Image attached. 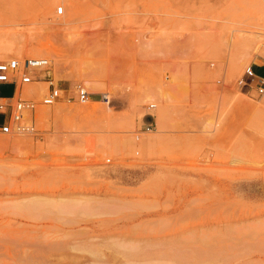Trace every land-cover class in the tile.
I'll list each match as a JSON object with an SVG mask.
<instances>
[{"label":"rangeland","instance_id":"1","mask_svg":"<svg viewBox=\"0 0 264 264\" xmlns=\"http://www.w3.org/2000/svg\"><path fill=\"white\" fill-rule=\"evenodd\" d=\"M12 56L69 98L0 134V264H264V0H0Z\"/></svg>","mask_w":264,"mask_h":264},{"label":"built area","instance_id":"2","mask_svg":"<svg viewBox=\"0 0 264 264\" xmlns=\"http://www.w3.org/2000/svg\"><path fill=\"white\" fill-rule=\"evenodd\" d=\"M56 16L64 14V6L59 4L55 7ZM49 62L46 57H26L21 60L17 56L0 60V83L13 84L14 90L11 96L0 98V134H33L36 129L34 125L33 112L37 102L50 106L62 98V90L57 86L49 74ZM35 70L45 71L44 78L48 83L47 92L42 95L40 101L34 97H25L22 87L34 80ZM244 76L254 82L255 90L258 94L264 93V77L254 73L252 65L244 69ZM242 86L251 87L244 78L238 80ZM76 96L78 101L86 102L89 100V93L82 84L76 86ZM149 108H154V103H149ZM152 124L147 123L145 129L151 130Z\"/></svg>","mask_w":264,"mask_h":264},{"label":"bare ground","instance_id":"3","mask_svg":"<svg viewBox=\"0 0 264 264\" xmlns=\"http://www.w3.org/2000/svg\"><path fill=\"white\" fill-rule=\"evenodd\" d=\"M67 23H68V21L62 23L61 26L63 27V26H65V25H67ZM29 84H30V83H29ZM27 85H28V84H27ZM67 96H68V98H69V95H66V93H65L64 90H63V91H62V98L65 99V98H67ZM60 106H61V105H60ZM60 106H58L57 108H55V110H57V111L59 112V110H60ZM55 107H56V106H55ZM48 108H49V107H48ZM49 109H50V108H49ZM49 109H48V110H49ZM52 109H53V108H52ZM254 109H255V108H254ZM51 111H52V110H51ZM51 111H50V112H51ZM52 112H53V111H52ZM52 112H51V113H52ZM51 113H50V114H51ZM39 115H40L41 117H43L44 119H45V118L48 119V117H50V116H49V111H47V110H41V111L39 112ZM51 115H52V114H51ZM83 199H84V198H83ZM77 201H78V202H82V200H78V199L74 200L73 202L77 204V203H78ZM83 201H87L88 203H90L91 199H90V201H89V199H84ZM47 202H48V201L43 202L42 200H41V201H40V200H38V201H33V202H31V203H32L33 205H35V206H33V205H31V206L29 205V206H30V207H33V208H34V207L37 208L36 205L39 206V205H42L43 203H44V205H45V203H47ZM59 202H60V201H59ZM91 202H95V201L93 200V201H91ZM51 203H52V202H51ZM51 203L48 202V205L51 204ZM74 203H73V204H74ZM52 204L54 205L55 203H52ZM52 204H51V205H52ZM82 204H83V203H82ZM90 204H92V203H90ZM77 205L80 206L79 203H78ZM92 205H93V204H92ZM94 205H95V204H94ZM103 205H104V204H103ZM118 205H119V204H118ZM63 206H64V204H63ZM86 206H87V205H86ZM66 207H68V206H66ZM60 208H61V207H60ZM43 209H44V208H43ZM55 209H56V208H55ZM70 209H71V208H70ZM57 210H58V209H57ZM92 210H93V209H92ZM42 212H43V211H42ZM26 214H27V213H26ZM44 215H45V214H44ZM30 218H31V217H30ZM62 218H63V217H62ZM32 219H33V218H32ZM66 223H67V222H66ZM46 228H47V227H46ZM81 233H82V232H81ZM81 250H82V249H81ZM90 252H91V251H90ZM90 252H89V253H90ZM87 253H88V251H87Z\"/></svg>","mask_w":264,"mask_h":264},{"label":"crops","instance_id":"4","mask_svg":"<svg viewBox=\"0 0 264 264\" xmlns=\"http://www.w3.org/2000/svg\"><path fill=\"white\" fill-rule=\"evenodd\" d=\"M264 66V64L262 63H256L253 65V68L256 69V68H259V67H262ZM258 76V75H257ZM245 82L248 84H253L254 82H251L249 78H245ZM0 84H5V83H0ZM246 87H248L247 85H245ZM4 97H9V96H0V98H4Z\"/></svg>","mask_w":264,"mask_h":264}]
</instances>
